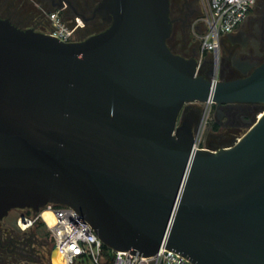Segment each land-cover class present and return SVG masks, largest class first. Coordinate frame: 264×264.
<instances>
[{"label":"water","instance_id":"obj_1","mask_svg":"<svg viewBox=\"0 0 264 264\" xmlns=\"http://www.w3.org/2000/svg\"><path fill=\"white\" fill-rule=\"evenodd\" d=\"M94 12L108 25L70 41L0 17V218L64 204L111 250L264 264V107L218 149L179 118L195 101L264 104V61L200 74L167 45L169 0Z\"/></svg>","mask_w":264,"mask_h":264},{"label":"flooded vegetation","instance_id":"obj_2","mask_svg":"<svg viewBox=\"0 0 264 264\" xmlns=\"http://www.w3.org/2000/svg\"><path fill=\"white\" fill-rule=\"evenodd\" d=\"M100 1L0 0V17L9 19L18 27L26 28L30 26L28 23L24 27L14 20L23 21L24 18H31L37 9V5H41V8H44L42 11H44L45 16L50 9H54L63 21L67 18H73L79 27L76 36L72 37L71 40H80L108 25L105 18L98 12H94ZM195 7L194 0H169L171 32L167 38V45L175 53L195 58L200 74L210 78L208 69L215 68L216 79H232L243 75L241 72L243 61L247 60L254 65L264 61V11L260 14L257 11L248 12L232 32L223 35L220 38L217 61H210L197 58L199 45L189 33L191 15ZM214 107L220 119L216 122L223 126L235 128L251 121L252 116L254 118L257 112L264 107V104L225 103L219 106L214 105ZM185 116L190 118L192 130H194L199 124L200 112L192 102L183 105L179 118L182 119ZM223 136L224 138L228 137L227 135ZM31 210L30 208H14L0 218V264H30L35 260L33 244H31L32 242L29 243L25 236L27 231L15 228L17 216L22 212H30Z\"/></svg>","mask_w":264,"mask_h":264},{"label":"built area","instance_id":"obj_3","mask_svg":"<svg viewBox=\"0 0 264 264\" xmlns=\"http://www.w3.org/2000/svg\"><path fill=\"white\" fill-rule=\"evenodd\" d=\"M206 11L202 18L204 31L200 37L202 52L217 53L220 38L232 32L246 17L256 0H204ZM51 30L47 33L63 41L71 40V31L55 11L47 13ZM194 145L197 146L194 137ZM49 212L48 218L43 214ZM37 220L45 224L51 238L52 247L63 264L76 261L88 264H105L103 243L91 225L75 209L64 204L48 203L37 211L22 212L17 216V226L24 231ZM112 251L111 264H193L185 257L170 249L159 248L150 256L129 251ZM50 263L51 259H50Z\"/></svg>","mask_w":264,"mask_h":264},{"label":"rangeland","instance_id":"obj_4","mask_svg":"<svg viewBox=\"0 0 264 264\" xmlns=\"http://www.w3.org/2000/svg\"><path fill=\"white\" fill-rule=\"evenodd\" d=\"M194 2L196 4V7L195 10L193 11V14L191 15L189 33L192 35L194 40L199 45L198 47L199 53L197 58L208 59L210 61H214V60L217 61L216 59L218 58V51L215 54L212 52L201 51L199 36L204 31V24L202 22V18L206 11V2H204V0H194ZM41 7H42L41 5H37L36 7L37 9L33 13L31 18H27V19L24 18L25 20L23 21L14 20V22L24 27L28 23L30 25L28 27H32L37 31H41V32L50 31L52 28L51 23L46 18L47 16H45L44 11H42L44 10V8L42 9ZM51 11H54V9H50L48 13ZM255 11H257V13L259 14L262 13V11H264V0H256V2L253 4L249 12H255ZM64 21L69 26V29L71 31V38L72 37L74 38V36H76L77 29L79 27L78 23L77 22L75 23L73 18L71 19L67 18L64 19ZM208 71L210 78L211 77L216 78L217 73L215 68L208 69ZM192 104L195 105V108L199 110L200 119H201V123H199L198 126L193 130V135L196 138V143L198 147L208 148L207 146L208 143L213 145V147L210 149H218L227 145H231L249 128V126L252 123V120L254 119L252 116L251 121H249L248 123H244L235 128L223 126L219 123L217 129H213L211 126L212 122L220 120L216 114V109L214 107V104H210V103L206 104L204 102H199V101L192 102ZM223 135L228 136L226 138L227 141L232 139L231 142L225 144L224 141L226 142V139L224 138ZM45 217L48 218V216ZM15 228L19 230L17 225L15 226ZM26 231L27 233L25 236L28 238L29 243L32 242L31 243L33 244L32 249L35 251L34 256H36L35 260H33L30 264H51L49 260L51 241L48 238V236L46 234L35 233L33 232L32 229H27ZM74 264H81V262L76 261ZM83 264H88V263H83Z\"/></svg>","mask_w":264,"mask_h":264},{"label":"trees","instance_id":"obj_5","mask_svg":"<svg viewBox=\"0 0 264 264\" xmlns=\"http://www.w3.org/2000/svg\"><path fill=\"white\" fill-rule=\"evenodd\" d=\"M212 128L213 129H217L218 127V123L216 121L212 122ZM226 139V138H225ZM232 139L228 140L226 139V142L224 141V143H230ZM208 148H212L213 145L208 143L207 144ZM29 229H32L33 232L35 233H40V234H46L48 236V238L50 239L51 241V248H52V238L47 230V228L45 227V224L40 221V220H37L36 222H34V224L29 228ZM103 253L106 257V261H105V264H111V260H112V251L109 247L103 245Z\"/></svg>","mask_w":264,"mask_h":264},{"label":"bare ground","instance_id":"obj_6","mask_svg":"<svg viewBox=\"0 0 264 264\" xmlns=\"http://www.w3.org/2000/svg\"><path fill=\"white\" fill-rule=\"evenodd\" d=\"M43 214H44V216H48L49 215V212L44 211ZM51 262H52V264H63L60 256L57 254V252L55 250H53L51 252Z\"/></svg>","mask_w":264,"mask_h":264}]
</instances>
